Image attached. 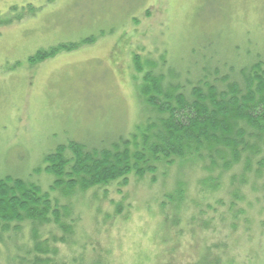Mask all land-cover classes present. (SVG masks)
<instances>
[{"label":"rangeland","instance_id":"obj_1","mask_svg":"<svg viewBox=\"0 0 264 264\" xmlns=\"http://www.w3.org/2000/svg\"><path fill=\"white\" fill-rule=\"evenodd\" d=\"M9 19L0 26V176H28L58 144L96 147L133 132L144 115L135 53L172 66L213 48L223 59L247 47L264 58V0H0V21ZM92 36L94 44L29 64L39 50ZM198 166L178 160L155 177L133 174L127 185L81 195L88 260L96 248L107 264H195L217 243L212 256L222 264H264V190H244L246 213L230 212L227 178L204 188L210 174ZM178 183L183 195L170 201ZM73 249L60 246L66 259ZM6 259L0 245V264Z\"/></svg>","mask_w":264,"mask_h":264},{"label":"trees","instance_id":"obj_2","mask_svg":"<svg viewBox=\"0 0 264 264\" xmlns=\"http://www.w3.org/2000/svg\"><path fill=\"white\" fill-rule=\"evenodd\" d=\"M13 22L0 21V26ZM95 41L92 36L39 50L29 64ZM244 51L236 54L238 59H223L214 48L193 50L201 54L174 66L164 55L154 60L135 53L131 66L144 115L133 132L96 147L73 140L58 144L28 176H0V245L6 249V264H107L96 248L88 260L81 245L78 198L112 183L127 185L133 174L155 177L178 160L195 162L210 174L200 183L204 188L220 189L226 177L227 210L246 213L244 190H264V58L249 47ZM182 186L178 183L170 201L182 197ZM60 246L72 248V254L77 246L80 253L66 259ZM221 247L205 244L195 264H222L223 256H212Z\"/></svg>","mask_w":264,"mask_h":264},{"label":"bare ground","instance_id":"obj_3","mask_svg":"<svg viewBox=\"0 0 264 264\" xmlns=\"http://www.w3.org/2000/svg\"><path fill=\"white\" fill-rule=\"evenodd\" d=\"M242 84V83H241Z\"/></svg>","mask_w":264,"mask_h":264}]
</instances>
